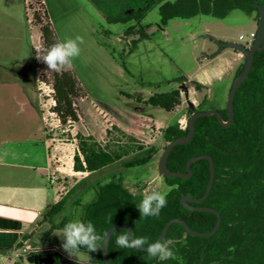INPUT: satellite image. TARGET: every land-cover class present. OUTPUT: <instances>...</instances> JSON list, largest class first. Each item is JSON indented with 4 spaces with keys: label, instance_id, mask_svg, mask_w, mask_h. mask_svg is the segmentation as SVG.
Listing matches in <instances>:
<instances>
[{
    "label": "rangeland",
    "instance_id": "rangeland-1",
    "mask_svg": "<svg viewBox=\"0 0 264 264\" xmlns=\"http://www.w3.org/2000/svg\"><path fill=\"white\" fill-rule=\"evenodd\" d=\"M40 2L42 6L37 0H0V46L2 43L10 46L9 53L5 48L0 51V65L28 69L29 74L25 75L37 86L35 98L40 103L39 115L45 119V137L54 161L63 170L60 182L68 191L78 185L57 220L63 219L62 226L71 220L82 221L86 205L95 198V190L110 182H122L136 197H143L153 189L166 193L168 186L164 177L158 175V162L168 145L165 129L175 124L186 129L192 111L226 108L228 94L236 73L244 67L245 56L230 48L218 54L220 44H245L251 32L257 31L254 19L236 10L223 20L199 15L189 20L173 19L162 27L157 4L148 5L140 20L118 23L108 17L122 14L127 6L124 0ZM37 10L41 16L46 10L56 42L83 38L80 55L67 70L76 77L86 96L77 100L80 121L70 126H63L53 112V72L36 58V50L43 47L40 26L32 24ZM122 20L125 19L120 16L118 21ZM141 33L146 38H141ZM171 90H179L182 98L173 111L147 105L152 95ZM118 130L136 142L129 143ZM77 134L92 136L111 149L130 146L136 152L142 146L155 148L156 154L142 167L124 168L123 163L134 157L133 151L95 174L74 175L71 166L78 151ZM57 245L59 251L67 254L60 242ZM25 255L18 264H53V255ZM58 257L59 264H75L61 255ZM75 257L85 259L81 253Z\"/></svg>",
    "mask_w": 264,
    "mask_h": 264
},
{
    "label": "trees",
    "instance_id": "trees-1",
    "mask_svg": "<svg viewBox=\"0 0 264 264\" xmlns=\"http://www.w3.org/2000/svg\"><path fill=\"white\" fill-rule=\"evenodd\" d=\"M37 1L42 6L41 0ZM124 1L127 6H141L145 10L148 5H160L162 27L167 26L173 19L189 20L199 15L223 20L236 10L252 15L257 12L255 4L264 5L263 0ZM142 17V14H138L136 19L140 20ZM33 23L40 26L43 47L56 43L46 10L42 16L39 10L35 11ZM146 36L141 33V38ZM51 86L55 101L53 112L58 120L65 127L78 123L81 113L77 100L85 98L86 95L76 77L68 70L62 73L53 72ZM181 100V92L171 90L152 95L146 103L171 112L181 104ZM234 107L235 121L227 128L220 125L216 116L197 119L192 140L186 145L176 146L168 159V167L172 172L185 173L186 164L191 158L200 155L213 158L216 175L212 191L205 202L192 205L216 209L222 216L219 230L206 238L193 236L184 226L173 224L164 241H171L169 247L174 256L161 261L158 258H149L146 252L137 249L119 248L115 240L122 234L120 229L112 235L109 242V256L113 264H264V51L255 54L250 74L237 91ZM220 113L224 121H227V110H220ZM118 131L129 143L136 142L133 137ZM187 133V128L182 130L176 124L171 125L165 129L164 139L169 143L186 136ZM76 139L78 151L74 155L75 172L95 174L122 161L134 151L130 146L111 149L107 145L102 146L92 136L83 134H77ZM133 153L134 157L123 163L125 169L148 165L156 154V149L138 146ZM192 172L189 179L164 178L169 188L166 192L167 205L158 218L141 219L137 205L143 197L134 196L122 182H110L95 190V198L86 205L82 221L92 222L96 232L104 237L113 226L124 224L136 236L148 237L150 243L158 240L165 225L172 219L184 220L195 231L210 232L216 225L217 217L203 211L188 210L181 203L183 196L201 198L207 189L210 178L208 161L194 163ZM77 187L78 185L74 186L57 204L50 206L44 219L52 221L62 213L68 198ZM103 240L99 243L98 251L80 249L79 253L85 259L69 257L52 249H43L40 253L53 255L56 251L58 254L53 255V264H59L58 255L75 264H105Z\"/></svg>",
    "mask_w": 264,
    "mask_h": 264
},
{
    "label": "crops",
    "instance_id": "crops-1",
    "mask_svg": "<svg viewBox=\"0 0 264 264\" xmlns=\"http://www.w3.org/2000/svg\"><path fill=\"white\" fill-rule=\"evenodd\" d=\"M4 48L10 52L9 44L2 43L0 51ZM27 72L0 65V264H18L26 253L58 250L57 242H63L61 213L52 221L44 216L69 191L60 182L63 170L51 154L37 86Z\"/></svg>",
    "mask_w": 264,
    "mask_h": 264
},
{
    "label": "water",
    "instance_id": "water-1",
    "mask_svg": "<svg viewBox=\"0 0 264 264\" xmlns=\"http://www.w3.org/2000/svg\"><path fill=\"white\" fill-rule=\"evenodd\" d=\"M254 8H256L258 10L259 23H258V28H257V32H256V37H255L252 45L247 48L243 44L235 43V42H228V43H221L220 44L219 52L223 51L225 48H230V49H233V50L241 53L243 56H245L244 67H243L241 73L234 80L232 87L230 89V92L228 94V98H227V102H226V110H227V115H228L227 121H224L222 114L217 109H209L206 111H200V112L194 113L188 122V126H187L188 133H187V135L183 136V137H179V138L173 140L172 142H169L168 145L166 146V148L164 149V151H163V153L159 159V162H158V175L160 177L189 179L193 174L192 165L194 163L201 161V160H207L208 161L209 169H210V178H209V183H208V186H207V189H206L204 195L201 198H197V199H193V198H190L188 196H183L181 198V203L188 210L203 211V212L214 214L217 217L216 225L210 232L203 233V232H198V231L193 230L182 219H172L165 225V227L162 230V233H161V235L157 241L162 242L165 240L167 233H168V230L170 229V227L173 224H180V225L184 226V228L187 230V232L193 236L206 237V238L213 236L219 230V228L221 226L222 216L216 209L211 208V207H205V206L195 207L192 205V204H201V203L205 202L207 200V198L209 197L211 191H212L213 184L215 181V175H216L215 163H214L213 158L209 155H200V156H196V157L191 158L186 164V172L185 173L184 172H172L168 167V159H169L171 152L173 151V149L176 146L186 145L192 140V138L195 134V123H196L197 119L202 118V117L216 116L220 125L224 128H227L234 123V121H235L234 101H235L237 91L242 86V84L246 81V79L248 78V76L250 74V71L253 67L255 54L257 52L264 51V6L256 4V5H254ZM204 37L205 38H212V39L216 40L212 36H204ZM183 87L184 86H182L181 88H183ZM186 98H187V100L189 98L187 89H186ZM189 104H190V107L193 108V105L191 103H189ZM120 229H126L129 231L131 230V228L127 225L117 224V225L113 226L112 228H110L106 232V235H105L103 243H102V252H103V259H104L105 264H113L111 259H110V256H109V242H110L112 235ZM138 251L146 252V248L138 249Z\"/></svg>",
    "mask_w": 264,
    "mask_h": 264
},
{
    "label": "clouds",
    "instance_id": "clouds-1",
    "mask_svg": "<svg viewBox=\"0 0 264 264\" xmlns=\"http://www.w3.org/2000/svg\"><path fill=\"white\" fill-rule=\"evenodd\" d=\"M83 38L77 36L63 42H56L50 47H41L36 50V58L42 60L50 70L49 72L62 73L73 67V60L80 55L79 45ZM167 193L155 189L143 194V198L137 205L141 219L146 217H159L161 210L166 207ZM122 234L116 237L115 243L119 248L144 249L149 258H158L161 261L174 256L169 247L171 241L149 242L146 236H136L131 230L121 229ZM63 236L61 247L69 257H75L81 248L89 252L99 250V243L104 236L96 232L92 222H83L79 219L67 222L61 230ZM106 235V234H105Z\"/></svg>",
    "mask_w": 264,
    "mask_h": 264
},
{
    "label": "flooded vegetation",
    "instance_id": "flooded-vegetation-1",
    "mask_svg": "<svg viewBox=\"0 0 264 264\" xmlns=\"http://www.w3.org/2000/svg\"><path fill=\"white\" fill-rule=\"evenodd\" d=\"M256 5V4H255ZM258 5H260V4H258ZM264 6V5H263ZM159 9V8H158ZM256 9V8H255ZM257 10V9H256ZM131 11H133L134 12V14H131ZM146 10L143 8V7H141V6H139V7H134V6H126V8H125V10L122 12V14L120 15V16H123V18L124 19H126V18H128L127 19V21H125V22H123V20L122 21H118V19H119V17L120 16H114V17H108L109 19H115V22L117 21L118 23L119 22H121V23H127V22H129V21H132V20H137L136 19V16L138 15V14H144V12H145ZM254 13H256V17H255V15H254ZM252 15H253V18L256 20V22H257V24L259 23V20H258V10H257V12H254ZM257 32V31H256ZM255 37H256V35H255ZM255 39V38H254ZM254 41V40H253ZM253 43V42H252ZM245 47H250V46H247L246 45V42H245V44H243ZM252 45V44H251ZM235 51V50H234ZM237 52V51H236ZM238 73V72H237ZM237 73H236V75H237ZM235 79H236V76H235ZM234 79V80H235ZM193 109V108H192ZM226 109V108H225ZM219 112H220V110H219Z\"/></svg>",
    "mask_w": 264,
    "mask_h": 264
},
{
    "label": "built area",
    "instance_id": "built-area-1",
    "mask_svg": "<svg viewBox=\"0 0 264 264\" xmlns=\"http://www.w3.org/2000/svg\"><path fill=\"white\" fill-rule=\"evenodd\" d=\"M255 35H256V32H253V33L250 34L249 39L246 40V45H247V46H251V44H252V42H253V40H254V38H255ZM240 39H241V40H244V37L241 36ZM57 180H58V179L56 178V175H53V176L51 177V182H52V183H56Z\"/></svg>",
    "mask_w": 264,
    "mask_h": 264
}]
</instances>
